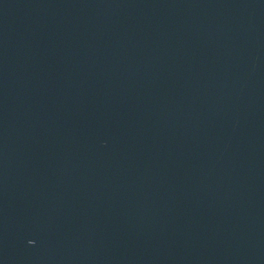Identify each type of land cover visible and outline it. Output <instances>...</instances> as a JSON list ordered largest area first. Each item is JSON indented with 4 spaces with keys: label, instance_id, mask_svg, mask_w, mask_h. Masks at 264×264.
Returning <instances> with one entry per match:
<instances>
[{
    "label": "water",
    "instance_id": "1",
    "mask_svg": "<svg viewBox=\"0 0 264 264\" xmlns=\"http://www.w3.org/2000/svg\"><path fill=\"white\" fill-rule=\"evenodd\" d=\"M0 264H264V0H0Z\"/></svg>",
    "mask_w": 264,
    "mask_h": 264
}]
</instances>
